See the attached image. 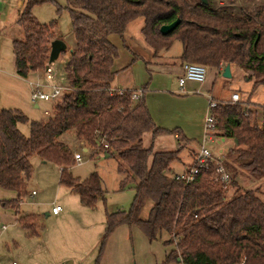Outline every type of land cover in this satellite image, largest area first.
Returning a JSON list of instances; mask_svg holds the SVG:
<instances>
[{
    "label": "trees",
    "instance_id": "obj_1",
    "mask_svg": "<svg viewBox=\"0 0 264 264\" xmlns=\"http://www.w3.org/2000/svg\"><path fill=\"white\" fill-rule=\"evenodd\" d=\"M45 1L56 4L58 15L62 6L56 0H24L16 16L23 32L22 38L12 40L18 75L44 68L50 41L57 38L56 18L41 23L31 11ZM65 8L75 44L64 65L69 88L53 102V114L30 120L19 108L0 106V187L16 192L2 204L14 208L27 235L39 234L36 215L20 214L16 204L26 193L32 155L60 166L59 182L77 192L82 204L93 207L104 197L97 171L83 179L72 174L73 150L63 138L69 133L91 148L90 156L98 151L116 152L120 159L117 169L126 174L119 189L131 182L134 189L127 209L105 208L100 252L109 234L126 223L139 225L149 240L166 231L169 237L164 242L174 246L166 253L165 262L179 258L182 264H264L262 191L239 183L245 172L264 181V125L251 124L255 110L242 100L219 101L210 107L221 135L235 142L219 158L229 174L227 183L215 180L214 160L199 167L190 179L170 175L184 144L155 150L151 144H143L142 135L151 131L152 137L175 133L178 140L188 138L179 127L166 128L154 122L144 97L146 84L135 100L129 87L121 93L111 90L118 47L108 37L116 33L124 43L127 24L142 16L141 33L154 56L177 39L182 63L197 62L217 69L229 63L230 70L237 65L247 71V79H253L254 85L264 84V0L252 11L213 6L210 0H65ZM176 18L177 25L162 33L160 26ZM27 121L29 134L25 135L18 123ZM147 200H152V205L143 218L140 213Z\"/></svg>",
    "mask_w": 264,
    "mask_h": 264
},
{
    "label": "rangeland",
    "instance_id": "obj_2",
    "mask_svg": "<svg viewBox=\"0 0 264 264\" xmlns=\"http://www.w3.org/2000/svg\"><path fill=\"white\" fill-rule=\"evenodd\" d=\"M62 9L56 14V4L45 1L35 4L31 11L41 23L49 24L56 18L55 33L65 44V52L60 53L52 61H48L53 71V78L45 77L44 68L28 75L27 81H40L48 85H68L67 72L64 65L67 62L71 48L75 44L74 34L71 30V21L65 0H56ZM260 0H210L213 6L232 5L252 11ZM24 0H0V52L1 60L8 57V63L14 64L12 53V37L22 38L23 32L15 22L17 12L22 8ZM144 19L139 16L130 21L124 31V43L118 34H109V40L118 47V55L114 60L113 69L116 70L111 82L112 87L122 88L127 85L132 89L141 84L148 86L146 104L151 105L155 111L157 121L163 126L179 127L189 137V141L178 140L177 144H184L180 151V159L172 163L170 175H180L191 161V150L199 151L203 138L204 146L219 158H222L228 148L235 144L233 138L220 139L221 131L208 130L204 135V118L211 114L209 98L214 100L229 101L230 92H239L242 101L249 102L254 114L251 124L264 112V84H253V79H247V71L237 65H232L231 75L224 76L222 68L207 67L205 81L211 85L210 90H205L194 81L195 89H181L177 78L183 71L179 64L178 54L181 51V42L174 40L169 49L159 51L153 55L152 48L144 40L141 26ZM5 53V57H4ZM2 64V63H1ZM188 80V79H187ZM188 83V82H187ZM28 84V83H27ZM27 104L19 108L28 118L40 119L52 115L53 102L51 100H31V86L27 85ZM45 91L51 90L50 86H42ZM34 103L37 106H34ZM47 111V113H46ZM20 131L29 134V122L18 123ZM210 133V134H209ZM151 131L145 132V140ZM158 142L167 146L173 142L171 135L163 134ZM159 139V137H158ZM157 139V140H158ZM64 140L72 146V150L79 151L81 161H75L71 166L74 176L81 179L87 177L92 171H97L102 178L105 189L104 197H99L95 206L89 207L80 202L78 193L59 182V167L51 161H45L37 155L31 156L32 173L26 185V193L16 201L20 214L33 213L39 227L38 235H27L25 228L16 219L14 208L2 205L0 201V264H182L176 260L165 262L166 253L174 246L165 243L169 235L162 231L157 238L149 240L143 229L137 224L122 223L118 225L107 237L103 250L99 251L100 239L105 227V211L127 209L134 196V189L128 183L119 189L120 179L126 175L118 171L120 162L116 152L108 156L104 152H96L90 156L91 148L84 150L83 143L75 140L66 133ZM87 144V143H85ZM220 148V150H219ZM223 150V152H222ZM195 155L193 162L195 160ZM192 162V163H193ZM242 187H260L261 197L264 200V181L240 175ZM35 190L32 194L31 191ZM10 197H15L16 192L9 190ZM59 204L62 207L57 216L51 213V207ZM152 200L144 204L140 216L146 217ZM49 214H46V213ZM4 226V227H3Z\"/></svg>",
    "mask_w": 264,
    "mask_h": 264
},
{
    "label": "built area",
    "instance_id": "obj_3",
    "mask_svg": "<svg viewBox=\"0 0 264 264\" xmlns=\"http://www.w3.org/2000/svg\"><path fill=\"white\" fill-rule=\"evenodd\" d=\"M182 71H183L182 75L178 76L177 78L178 85L181 89L187 79L197 81V82H204L206 78L207 67L204 64L197 63V62H183ZM44 73L47 79L53 78L52 68L47 63L45 64V67H44ZM29 84L31 86V100L33 102H37L38 100H51L52 102H55L56 100L60 99L62 94L69 88L68 85L67 86H63L60 84L48 85L47 83H42L40 81H29ZM42 86H50L51 90L47 92L42 89ZM113 89L117 90L119 93L124 91V89L122 88L111 87V90ZM141 94H142V88L138 87L136 89H132L130 96L132 99L135 100L139 98ZM239 99H240L239 92L233 91L230 93V96H229L230 101L236 102V101H239ZM217 102H219V100H214V97L210 96L209 101H208L209 109L210 107L214 106ZM256 125L258 127H261L262 125H264V112H263V115L256 120ZM215 127H216V119L214 115L211 113L204 118V135L205 136L208 135V130H215ZM204 141H205V138H203L201 147L195 155V160H194L195 165L190 167L187 172H183L179 176L185 179H190L193 177L194 173L197 172L199 167L206 166L209 160H214L215 180H218L224 184L227 183L229 180L228 172L225 170L219 157H216L213 154H211V152L207 149V147L204 146ZM85 150H87V147H85ZM73 155H74L75 161H78V162L81 161L82 155L79 151L73 150ZM31 193L34 194L35 190H32ZM60 210H61V206L59 204H54L51 207L52 213H57ZM11 264H18V263L16 261H12Z\"/></svg>",
    "mask_w": 264,
    "mask_h": 264
},
{
    "label": "crops",
    "instance_id": "obj_4",
    "mask_svg": "<svg viewBox=\"0 0 264 264\" xmlns=\"http://www.w3.org/2000/svg\"><path fill=\"white\" fill-rule=\"evenodd\" d=\"M18 12H17V14H18ZM15 19H16V17H15ZM0 21H1V13H0ZM13 38L14 37H12V40H13ZM12 48H13V46H12ZM12 53H13V49H12ZM1 55L2 54L0 52V106L21 108L23 106V103L24 104L28 103V101H27V97H28L27 96V92H28L27 85L29 84V81H27L28 75L33 73V72H35V71H37V69L30 71L26 76L18 75L16 73V71H15V65L14 64L10 65L8 63V57H7V62H6V58L1 60ZM5 56L6 55L4 53V57ZM13 61H14V55H13ZM179 64H180V67L182 69V64L183 63L180 60H179ZM194 83L195 82L193 80H186L184 85H183V87H182V89L186 88V86H187V88L189 90H193V89H195V84ZM142 85L143 84L139 85L138 87H141ZM199 85H201V88H203V89L205 88V90H210V88H211V85L208 84L206 81L201 82ZM121 86H122V89H125V88L129 87L127 85H121ZM129 88H131V87H129ZM146 92H148V86L146 87V90L144 91L145 100H146ZM34 106H37V104L34 103ZM147 106H148V109H149V111L151 113V116H152L154 122L158 126L171 128V127H167L166 125L163 126V123H161V121H157V118H156V115H155L156 113L153 110V107H151V105H149V104H147ZM163 134H169V135H171V137L173 139V142H168L167 146H175V148H176V147H178L180 145V144H177L179 142L177 141V137H176L175 133H160V134L156 135L155 137H152V134H151L147 138V140H145L146 139L145 138V133H143V135H142L143 144L144 145H150L151 144L153 146V149H155V150H167V148H169V147H165L166 145H160V144H162V142H158L161 139L160 137ZM184 135L188 138V141H189L190 137L186 133H184ZM158 137H159V139H158ZM219 137H220L221 140L224 139V136H222V135L219 136ZM63 138H64V136H63ZM85 147L86 146H84V150H85ZM219 150H220V148H219ZM222 152H223V150H222ZM105 153L106 152H104V155H105ZM190 153H191V161L188 164V166L192 164L193 158H194V154H196L197 151L193 149V150H191ZM105 156H108V153ZM58 167H59V171H60V166H58ZM9 190L10 189H4V188L0 187V201H1V203H2L3 200H7V199H11L12 198V197H10L11 196L10 195L11 191H9ZM61 210H62V207H61ZM61 210L59 212L53 213V214L58 216L60 214ZM104 211H105V208H104ZM46 214H49V213L47 212ZM175 260L178 261V262H181L180 259H175Z\"/></svg>",
    "mask_w": 264,
    "mask_h": 264
},
{
    "label": "water",
    "instance_id": "obj_5",
    "mask_svg": "<svg viewBox=\"0 0 264 264\" xmlns=\"http://www.w3.org/2000/svg\"><path fill=\"white\" fill-rule=\"evenodd\" d=\"M202 2H207V0H202ZM179 22V18L174 19L173 21L169 23L162 24L160 26V30L162 33H167L170 30H172L177 23ZM66 44L61 38H54L50 41V49L48 53V61H52L55 59L63 50H65ZM222 74L224 76H230L231 70H230V64L226 63L222 68ZM107 155V153H105ZM179 259V258H177Z\"/></svg>",
    "mask_w": 264,
    "mask_h": 264
}]
</instances>
